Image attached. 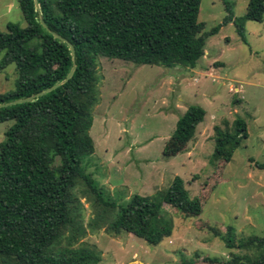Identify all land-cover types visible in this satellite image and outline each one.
Wrapping results in <instances>:
<instances>
[{"label":"trees","instance_id":"1","mask_svg":"<svg viewBox=\"0 0 264 264\" xmlns=\"http://www.w3.org/2000/svg\"><path fill=\"white\" fill-rule=\"evenodd\" d=\"M25 28L9 23L0 32V72L16 66L15 89L0 95V105L38 94L65 80L73 67L68 46L75 49V70L69 81L31 102L0 109V124L12 122L0 144V262L2 264H100L92 248H60L66 233L70 243L79 232V205L74 189L83 182L102 204L103 215L115 219L107 230L125 232L159 245L171 237L169 225L158 227L164 204L184 218L202 213L200 197L189 198L181 178L175 177L158 200L133 196L122 207L102 196L82 162L94 153L89 134L97 103V59L120 60L141 66L195 68L206 41L232 22L227 12L222 23L206 32L198 21L201 0H16ZM46 27L42 26L40 20ZM244 21H264V0H249ZM243 37V28L237 27ZM206 112L190 106L177 121L165 145V154L176 156L195 137ZM229 128V127H227ZM214 152L229 163L248 138L246 122L237 118L231 129L214 127ZM264 169L263 165H257ZM227 249L261 250L249 264H264V236L234 241L228 227L224 236L215 232ZM73 243V242H72ZM234 255L225 264H242ZM216 263L217 259H206Z\"/></svg>","mask_w":264,"mask_h":264},{"label":"rangeland","instance_id":"2","mask_svg":"<svg viewBox=\"0 0 264 264\" xmlns=\"http://www.w3.org/2000/svg\"><path fill=\"white\" fill-rule=\"evenodd\" d=\"M227 2L232 22L207 39L193 69L97 59L89 132L94 153L82 162L102 196L122 207L136 195L158 200L181 178L189 198L203 201L201 215L184 218L164 204L156 224L171 226L172 235L150 246L125 232L110 233L117 209L104 216L102 204L81 181L74 189L80 230L73 243L66 233L60 248L95 249L100 264H211L206 259L225 264L234 255L247 257L242 264H249L261 254L255 248L227 249L215 234L224 236L230 227L236 243L264 236V169L257 166H264V21L243 20L249 0ZM226 15L220 0H201L198 21L206 32ZM9 23L26 27L17 1L0 0L1 33ZM17 77L14 64L0 72V95L15 89ZM190 106L202 107L205 118L185 150L169 156L165 145ZM237 118L246 122L248 138L225 163L214 152V127L231 129ZM11 125L0 124V144Z\"/></svg>","mask_w":264,"mask_h":264},{"label":"water","instance_id":"3","mask_svg":"<svg viewBox=\"0 0 264 264\" xmlns=\"http://www.w3.org/2000/svg\"><path fill=\"white\" fill-rule=\"evenodd\" d=\"M34 2H35V5H37V0H34ZM40 23H41L42 26L46 27V25L44 24V21H43L42 19L40 20ZM49 33H50L53 37H55L56 39H58V40H60L61 42L65 43V44L68 46V48H69V50H70V53H71V55H72V59H73V67H72V69L69 71V73H68V75L66 76L65 80H64L63 82L58 83V84H56V85H54V86H52V87H50V88H48V89H46V90H44V91L38 93V94H35V95L31 96V97H27V98H24V99H20V100L12 101V102H10V103H6V104H1V105H0V109H1V108H7V107H10V106H14V105H17V104H22V103H26V102H31L32 100H34V99H36V98H39V97H41V96H43V95H45V94H47V93H49V92H51V91L57 89L58 87H60L61 85L65 84L67 81H69V80L71 79V77H72V75H73V73H74V70H75V49H74L73 45H72L70 42H68V40H66L65 38L61 37V36L58 35L57 33L53 32V31H49Z\"/></svg>","mask_w":264,"mask_h":264}]
</instances>
